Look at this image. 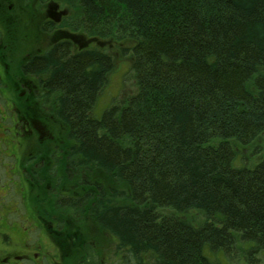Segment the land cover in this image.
I'll use <instances>...</instances> for the list:
<instances>
[{"label":"trees","instance_id":"obj_1","mask_svg":"<svg viewBox=\"0 0 264 264\" xmlns=\"http://www.w3.org/2000/svg\"><path fill=\"white\" fill-rule=\"evenodd\" d=\"M63 1L73 31L132 43L137 91L97 117L108 49L25 64L61 128L56 206L120 264H264V0Z\"/></svg>","mask_w":264,"mask_h":264},{"label":"rangeland","instance_id":"obj_2","mask_svg":"<svg viewBox=\"0 0 264 264\" xmlns=\"http://www.w3.org/2000/svg\"><path fill=\"white\" fill-rule=\"evenodd\" d=\"M74 13L63 0H0V231L18 243L22 231L32 240L41 226L40 243L55 253L51 262L78 264L87 253L93 258L95 251L98 262L108 264L112 238L88 215L56 206L52 154L61 128L43 109L37 80L23 67L35 51L65 39L77 48H106L113 57L114 67L94 110L97 117L137 91L132 43L93 39L83 29L73 31L66 24Z\"/></svg>","mask_w":264,"mask_h":264},{"label":"flooded vegetation","instance_id":"obj_3","mask_svg":"<svg viewBox=\"0 0 264 264\" xmlns=\"http://www.w3.org/2000/svg\"><path fill=\"white\" fill-rule=\"evenodd\" d=\"M69 19V17L67 18V20ZM66 19L63 20V25L65 23ZM61 43H68L70 46H72L73 50L72 53L76 54V53H82L87 51L90 48H94V46H89V47H80L77 48L75 47V44L72 41L69 40H61L58 41L56 43H53L51 45L48 46V48H46L43 51H35V53L30 57V59L33 58H38V57H42L45 54H47L54 46L61 44ZM30 59H28V61L26 63L23 64V67L25 66V64H27L28 62H30ZM25 70V67H24ZM25 72V71H24ZM33 75L36 80H37V86H36V91H40L41 93L43 91H45L47 88L46 85V77L42 78L40 76V74L35 73V74H31ZM41 98H42V94H41ZM26 196H23L22 199H25ZM1 227V226H0ZM3 230V229H2ZM42 232L41 226L37 228V231L35 230V236L34 239L31 240V238L29 237V235H27L25 233V231H22L20 234V238H19V242L18 243H14L11 239H10V235L8 234V232H6L5 230L0 231V262L2 263H10V264H55L53 262H51V257L55 254L54 252H52V250L48 251V247L41 244V238H40V234ZM113 240V255L111 254V256H108V258L105 260L106 263H111V264H118L119 263V257L117 255V253H115V246L114 244L116 243L115 239L112 238ZM13 242V243H12ZM52 252V254L50 255L49 258V254ZM86 252V250H85ZM86 256V255H85ZM98 254L94 251L93 254V258H96L97 262L96 264H100L98 262ZM87 254V257L84 258L83 261H81V263L84 262H91V259ZM118 262V263H117Z\"/></svg>","mask_w":264,"mask_h":264},{"label":"bare ground","instance_id":"obj_4","mask_svg":"<svg viewBox=\"0 0 264 264\" xmlns=\"http://www.w3.org/2000/svg\"><path fill=\"white\" fill-rule=\"evenodd\" d=\"M109 77V76H108ZM108 77H107V79H108ZM107 81V80H106Z\"/></svg>","mask_w":264,"mask_h":264}]
</instances>
